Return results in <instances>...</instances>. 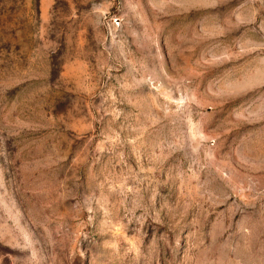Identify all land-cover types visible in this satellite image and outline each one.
<instances>
[{
	"label": "rangeland",
	"instance_id": "1",
	"mask_svg": "<svg viewBox=\"0 0 264 264\" xmlns=\"http://www.w3.org/2000/svg\"><path fill=\"white\" fill-rule=\"evenodd\" d=\"M0 264H264V0H0Z\"/></svg>",
	"mask_w": 264,
	"mask_h": 264
}]
</instances>
